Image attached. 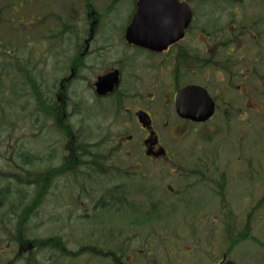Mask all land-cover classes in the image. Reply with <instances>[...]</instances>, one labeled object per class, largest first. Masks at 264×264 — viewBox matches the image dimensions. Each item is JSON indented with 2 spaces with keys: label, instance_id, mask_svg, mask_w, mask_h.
<instances>
[{
  "label": "flooded vegetation",
  "instance_id": "flooded-vegetation-1",
  "mask_svg": "<svg viewBox=\"0 0 264 264\" xmlns=\"http://www.w3.org/2000/svg\"><path fill=\"white\" fill-rule=\"evenodd\" d=\"M22 1L19 11L27 101L31 109L37 97L40 101L36 118L30 111L29 123L51 121L61 132L66 129L63 121L68 119L108 116L110 120L106 135L97 131L101 144L94 146L81 144V137L73 132L66 133L69 138L61 132L67 139L65 149L57 160L52 159L59 164L48 170L63 172L57 178L68 179L70 171L78 170L80 179L74 182L81 194L68 199L69 212H73L65 219L68 225L54 233L56 244L62 243V235H69L72 251L81 253L76 256L90 264H174L172 248L166 246L164 256L154 253L157 244L173 243L170 231L163 228V234L158 232L156 222L151 228L143 227L147 222H139L143 207H138L137 199L142 197L149 203V212H143L141 220L158 212L161 204L155 199H159L163 183L154 189L151 178L165 175L164 168L166 174L175 175L181 189L166 185L170 197L186 198L184 182L194 180L192 190L216 198V161L196 154L187 160H172L160 131H168L167 138L176 142L177 127L185 131L194 124L175 112L179 110L178 93L183 89H198L186 109L208 107L202 99L203 90L216 106L214 115L219 113L217 106L257 103L259 88L264 89V75L262 78L258 67L256 75L253 64L264 69V61H255L258 53L246 52L242 44L239 49L231 46L230 52L225 48L221 53L218 31L229 28V20L225 16L221 21L214 0H178L188 6L191 19L182 37L165 48L160 37L170 29H159L156 26L160 23L155 22L158 16H149L148 25L154 30H146L145 39L152 42L153 49L145 47L143 37L130 31L140 0H111L102 10L92 0H65L63 4L62 0ZM29 3L32 13L25 16L23 8L29 7L22 4ZM259 9H253L259 12L258 18L248 22L264 26ZM28 47H34V54ZM248 60L251 63L244 67ZM158 111L165 117L173 113L179 121L173 125L156 123ZM226 111L221 110L223 117ZM142 114L148 118L144 117V122L139 119ZM119 157L126 158L119 162ZM187 163L192 170L186 169ZM153 201L158 204H151ZM79 208L82 212L76 214L74 210ZM245 229L249 231L248 226ZM23 246L25 243H17L13 249L19 255L28 251L34 254L40 240L27 241V247ZM1 256L5 261L12 259L10 254Z\"/></svg>",
  "mask_w": 264,
  "mask_h": 264
},
{
  "label": "rangeland",
  "instance_id": "rangeland-1",
  "mask_svg": "<svg viewBox=\"0 0 264 264\" xmlns=\"http://www.w3.org/2000/svg\"><path fill=\"white\" fill-rule=\"evenodd\" d=\"M92 1L96 5L95 7L102 10L108 6L111 0ZM64 2L66 3L65 0L61 1L62 4ZM30 6L28 9L23 8L24 14L29 15L32 13ZM249 7L241 10L246 12V15L243 14V16L245 15L248 20L259 14V12L253 11V8L259 9L254 4L252 5L253 8ZM259 10L263 11L262 15L264 16V9ZM224 11L222 10V14H220L221 21L226 20L225 16H228ZM6 13L9 14V12ZM26 25L29 24L26 23ZM5 36L7 42L13 34L7 32ZM249 42H251V39L245 37V45L250 46ZM12 44L14 45L16 42L7 43L8 49L6 52H9V56L15 57L13 56L15 51L10 47ZM262 45L264 47V43ZM262 45L261 48L258 47L259 51L262 49ZM27 50H30V54H34V47H28ZM250 52L256 55L257 49L255 51L250 50ZM22 56L19 58L20 61ZM250 63L251 60H248L245 66H249ZM22 64L19 62V67ZM254 68L257 69L256 66ZM258 72L264 75V69L260 66H258ZM259 91L256 97L257 103L218 106L219 113L216 114L214 120L204 125H189L185 131L177 127L174 138L176 142L167 138L168 131H160L164 144L173 155L172 160H174V157L187 160V156H194V154L203 159L214 157L216 161L214 169L217 172L215 174V183H217L215 192L218 197L214 198L209 194H203L202 191L199 193L192 190L194 180L184 182V186L188 190L186 198L184 196L170 197L166 185H173L175 190H181L178 188L180 185L175 181V175L173 173L172 175L166 174L165 168L162 169L165 175L161 174L160 177L158 174H154L151 178V186L154 189H159L157 184L163 183L162 191L158 193L159 199H155L161 204L158 207L160 209L148 220H141V214L149 212L147 209L149 203L144 198L139 197L137 205L143 208H140L142 213L139 212L140 215L137 216L139 222H147V224L142 225L145 228H151L156 222L155 227L158 232H161L163 228L170 231L169 238L173 243L167 245L165 243L157 244L155 252H153L158 256L167 255L166 246H168L173 249L174 264H218L222 259L233 261L236 264H264L263 87L259 88ZM19 95L22 96L21 99H18V102L21 101L22 106L18 110L19 115L14 110L11 112L12 122L15 121L14 124H20V127L16 126L15 133L22 137L21 129L26 126L24 132L27 135L36 134L29 140V144L32 146V154L36 153V157H38L33 161L34 173L50 171L48 170L50 166L59 164V162L55 163L54 161L65 149L67 139L58 131L60 128L57 124L55 125L51 121L29 123L30 111L32 110L36 118L40 101L37 97L34 100L35 103L31 104V109L27 101V90ZM226 109H228L226 116L223 117L221 110ZM155 113H157L156 123L166 121L173 125L179 121L173 113L170 115L171 118L163 116L162 111ZM63 122L66 127L71 128V132L79 138L81 137V144L86 146L101 144L100 139L96 136L97 131H103L106 135L107 130L110 129L108 116L79 118V120L68 119ZM62 129L64 130V127ZM126 131L131 133L129 130ZM10 147L15 148L14 145H10ZM125 158L119 157V162L125 160ZM186 169L190 171L192 167L188 164ZM77 171L70 173V179H68V176H60L52 181L53 183H50L47 193L41 201L42 203H38L37 209L32 212V216L27 221L26 233L29 239L50 240V238L55 237L54 233L62 225H68L66 223L68 221L65 222V219H69L68 214L73 212H69L70 203L68 199L72 195L75 199L77 194H81V190L77 188L74 182V180L80 179L76 176ZM150 173H153V171L150 170ZM221 177L224 178V185ZM135 181L137 182L138 179H135ZM184 199L186 202L183 203ZM158 203L153 201L151 204ZM74 211L76 214L81 213L82 208ZM214 219L215 222H213ZM158 221L161 223L158 224ZM115 223L117 224V222ZM245 226L249 227V231L246 232ZM144 230L141 229V231ZM60 239L66 246L65 250L62 249V254L58 250H53V248L47 249L41 241V250L40 248L33 250L35 264H90L85 262L84 257H77L75 250L72 251L74 247L69 246L72 237L62 235ZM158 249L162 250L159 251ZM23 255L28 256V253H22L18 258L24 260L25 256ZM9 261H11L10 258L4 264Z\"/></svg>",
  "mask_w": 264,
  "mask_h": 264
},
{
  "label": "trees",
  "instance_id": "trees-1",
  "mask_svg": "<svg viewBox=\"0 0 264 264\" xmlns=\"http://www.w3.org/2000/svg\"><path fill=\"white\" fill-rule=\"evenodd\" d=\"M0 1V38L3 45L0 49V156L3 155V158L0 157V248H2L0 252L4 250L5 255H11L14 252V245L27 242V221L32 216V212L37 209L38 203H42L41 201L47 193L50 182L53 178L62 175L63 172L34 173L33 161L38 157L36 155L35 157L32 156V146L29 144V140L33 135H27L24 132L26 126L21 129L23 139L21 135L15 133L16 126L20 127V124H14L15 121L12 122L11 112L14 110L19 115L18 110L22 107L21 101L18 102V99L22 98L19 94L26 90L19 0ZM23 1L24 3L27 2L26 0ZM214 2L217 11L222 12V10H225L229 20V28L226 26L219 28L218 31L221 53L223 54L224 49H230L231 46L239 49L238 46L242 44L245 51H255L257 49L258 54L255 56V61L260 57V64H263L264 26L261 23L248 22L245 16L246 12L241 10H245L249 6L252 7L253 4L255 7L259 8L260 6V9H264V0H214ZM24 5L29 7L32 4H22V6ZM228 10L229 12H227ZM6 12H9V14ZM243 14L245 15L243 16ZM249 21L254 20L250 18ZM7 32H10L13 36L6 42L5 35ZM245 37L251 39L250 46L245 45ZM11 41L16 42V44L10 46L15 51L13 55L15 57L9 56V52H6L8 49L7 43ZM261 45L262 49L259 51L258 47ZM229 49L227 52H230ZM20 56H22L21 61ZM18 60L21 64L23 63L20 67ZM239 61L240 59L237 62ZM254 66L257 68V63H254ZM255 74L257 75V69H255ZM61 132L69 138L66 133H70L71 128L64 129ZM10 145H14L15 148L10 147ZM70 173L73 172L70 171ZM41 241L46 248H53V250H58L62 254L64 244H56L55 238L40 240V244ZM32 257L33 254L30 253L24 264H33L34 259ZM14 258L17 260L16 255H14ZM5 262L0 255V264Z\"/></svg>",
  "mask_w": 264,
  "mask_h": 264
},
{
  "label": "water",
  "instance_id": "water-1",
  "mask_svg": "<svg viewBox=\"0 0 264 264\" xmlns=\"http://www.w3.org/2000/svg\"><path fill=\"white\" fill-rule=\"evenodd\" d=\"M138 11L134 16V22L130 31H134L135 34L144 39L145 47L153 49L152 42H149L145 39L146 30H154L153 27L149 26L148 17L151 15L158 16L155 22H159L160 25L156 26L159 29H170L167 30L165 34H161L163 43V48L166 45L176 41L179 37H182L183 31L188 27V23L191 19V14L188 6L180 4L178 0H140L138 2ZM162 42V41H161ZM142 46V45H141ZM1 47V45H0ZM144 47V46H143ZM198 89L196 88H187L181 90L178 94L179 101V110H176L178 117H182L189 121L195 123H204L205 121L213 117L215 106L212 104V101L208 97L207 93H204L202 99L205 101V104H208V107L203 108H192L186 109L188 102L190 101L191 96L198 95ZM142 114L139 116L141 122L145 121L147 117ZM148 121H146L147 123ZM221 264H235L234 262H224Z\"/></svg>",
  "mask_w": 264,
  "mask_h": 264
}]
</instances>
